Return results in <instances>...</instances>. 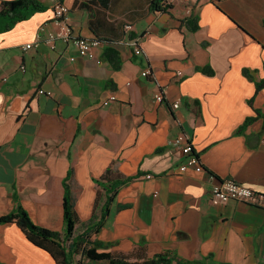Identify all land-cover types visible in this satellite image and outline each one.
I'll use <instances>...</instances> for the list:
<instances>
[{"label":"crops","instance_id":"1","mask_svg":"<svg viewBox=\"0 0 264 264\" xmlns=\"http://www.w3.org/2000/svg\"><path fill=\"white\" fill-rule=\"evenodd\" d=\"M152 1H63L75 36L100 41V63L73 42L22 50L41 27L58 30L57 0H41L46 11L0 34V217L20 204L37 225L62 232L68 186L85 223L112 168L121 187L93 236L108 252L138 264L159 255L172 264H264V209L211 197L226 179L264 194V89L256 94L264 0H177L167 11H153ZM191 15L196 32L185 25ZM248 118L256 121L237 134ZM181 134L202 172H180L185 157L173 142ZM0 264L56 262L16 224H0Z\"/></svg>","mask_w":264,"mask_h":264},{"label":"trees","instance_id":"2","mask_svg":"<svg viewBox=\"0 0 264 264\" xmlns=\"http://www.w3.org/2000/svg\"><path fill=\"white\" fill-rule=\"evenodd\" d=\"M62 3L64 0H60ZM164 0H153L151 8L153 11H167L163 4ZM47 10V6L41 0H6L0 4V34L11 31L17 24L31 19L35 14ZM187 29L196 32L199 29L198 18L191 15L185 20ZM100 42V41H99ZM108 60L114 59V52H107ZM119 68V66H115ZM205 74L213 75L211 68L202 69ZM246 77L253 80L249 70H244ZM264 89V79L256 82V94ZM252 104V100L250 101ZM257 116H264L257 111ZM256 118H248L244 125L237 131L242 133L248 126L253 124ZM72 176L69 172L68 178ZM68 180V179H67ZM105 190V196H97L93 215L89 221L81 223L76 212L74 197L67 186L64 198V229L62 232L53 231L37 225L29 213L17 204L15 209L2 217L0 224H16L25 234L29 242L34 246L46 251L55 260L56 264H138L128 262L126 258L117 253L108 252L109 245L93 239L104 228L107 218L111 214V205L119 190V182L112 168H109L101 181ZM123 183L122 185H124ZM82 224L83 231L77 233V226ZM173 259L159 255L152 261L141 264H172ZM187 262H183L186 264ZM189 264V263H187Z\"/></svg>","mask_w":264,"mask_h":264},{"label":"built area","instance_id":"3","mask_svg":"<svg viewBox=\"0 0 264 264\" xmlns=\"http://www.w3.org/2000/svg\"><path fill=\"white\" fill-rule=\"evenodd\" d=\"M177 0H164L165 6H171ZM69 8L62 3L60 0H57L55 7V17L59 28L57 31H49L46 27H41L37 39L34 43L26 44L22 47L23 51H29L31 49L37 48L42 43H47L52 50L56 49V42L60 41L63 43L73 42L78 51V55L87 59H96L98 63L101 61L96 58L95 48L98 47L100 42L97 39H86L82 37L75 36L72 26L69 24ZM130 29V27H127ZM132 44L135 46V54L141 55L142 50L139 46L138 41H132ZM71 61H75V57L70 58ZM24 71L25 67H21ZM150 69L143 71L142 76L147 78L150 77ZM177 76L182 77V73L178 72ZM167 87H163L162 90L155 95V100L157 102H163L166 99ZM41 95H46L48 97H53L52 92H45L40 90ZM115 98L111 97L109 101L105 102V105H108L110 101H114ZM181 106L180 101L173 103V109L177 110ZM173 146L181 150L182 154L185 157V161L180 166V172L184 173L189 169H193L196 172H202L204 170L199 154L194 151L192 144L189 142L188 138L181 134L173 142ZM150 178V176H148ZM212 202L216 206L223 205L231 200L244 203L246 205L255 206L260 209H264V194L256 192L253 189H250L233 179H226L215 185L211 191Z\"/></svg>","mask_w":264,"mask_h":264}]
</instances>
